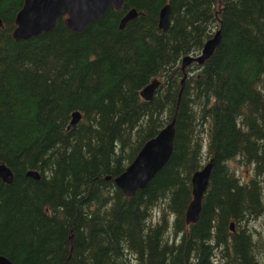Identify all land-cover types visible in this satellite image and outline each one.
<instances>
[{
	"label": "trees",
	"instance_id": "16d2710c",
	"mask_svg": "<svg viewBox=\"0 0 264 264\" xmlns=\"http://www.w3.org/2000/svg\"><path fill=\"white\" fill-rule=\"evenodd\" d=\"M24 1L0 0V164L14 174L0 175V254L15 264H264V234L250 222L264 212V0H124L82 32L60 16L17 39ZM218 30L213 54L183 69ZM174 117L169 161L127 195L114 178ZM212 157L200 218L187 224L193 173Z\"/></svg>",
	"mask_w": 264,
	"mask_h": 264
},
{
	"label": "water",
	"instance_id": "95a60500",
	"mask_svg": "<svg viewBox=\"0 0 264 264\" xmlns=\"http://www.w3.org/2000/svg\"><path fill=\"white\" fill-rule=\"evenodd\" d=\"M124 0H25L16 16L14 36L17 39L30 38L42 32L51 31L57 25L58 18L64 16L68 26L78 32L84 31L89 24L102 19L110 6L120 7ZM169 3L164 5L160 13V27L166 31L170 26ZM138 15L136 8H131L121 19L120 27ZM4 25L0 17V27ZM221 30L209 38L201 52L185 55L182 68L196 61L203 64L209 58L221 41ZM158 78L153 79L142 90V96L151 100L156 88L160 85ZM184 82V80H183ZM81 113L75 111L69 127H74L80 120ZM176 117L166 124L155 136L148 139L141 150L126 169L114 178L118 187L127 195H133L137 190L147 186L156 173L169 161L174 150L176 135ZM216 163L211 158L203 167L196 170L192 176V200L186 211L187 224L196 223L200 218L203 198L208 188L212 169ZM29 175L40 178L37 170H29ZM0 175L8 183L13 181L12 169L6 164H0ZM112 176L108 175L107 178ZM232 228L234 225L232 224ZM0 264H15L9 257L0 254Z\"/></svg>",
	"mask_w": 264,
	"mask_h": 264
},
{
	"label": "rangeland",
	"instance_id": "374dc122",
	"mask_svg": "<svg viewBox=\"0 0 264 264\" xmlns=\"http://www.w3.org/2000/svg\"><path fill=\"white\" fill-rule=\"evenodd\" d=\"M231 167L236 171V173L245 181L249 180L253 176V169L251 168L250 165H245L244 163L239 162L238 160H232L230 162ZM262 183L264 186V178L262 179ZM160 212V210H157V214ZM157 217V215H155ZM251 222V227L258 228V232H261L264 234V212L263 214L250 221ZM264 252L262 251L260 254V257L262 258L264 262ZM218 259V258H216ZM137 260H134V263H136ZM222 264V262H221Z\"/></svg>",
	"mask_w": 264,
	"mask_h": 264
}]
</instances>
